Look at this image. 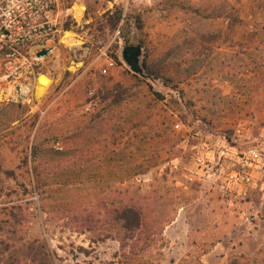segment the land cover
Segmentation results:
<instances>
[{
  "label": "rangeland",
  "instance_id": "rangeland-1",
  "mask_svg": "<svg viewBox=\"0 0 264 264\" xmlns=\"http://www.w3.org/2000/svg\"><path fill=\"white\" fill-rule=\"evenodd\" d=\"M58 4L40 17L59 30L44 44L47 56L0 61V84L11 75L13 95L33 88L20 107L0 94V264H229L240 255L264 264V0ZM116 8L123 19L113 31L108 13ZM66 33L78 44L65 42ZM137 45L145 76L122 56ZM174 48V61L163 63L168 82L149 76L146 61ZM42 75L52 83L38 98ZM115 85L127 93L104 110ZM100 111L103 125L91 128ZM79 122L85 133L68 140ZM37 135L61 147L79 140L81 161L49 197L32 172ZM250 150L260 157L250 169L255 183L234 186L231 174ZM119 188L141 196L158 222L173 220L144 251L126 239L122 220L98 216Z\"/></svg>",
  "mask_w": 264,
  "mask_h": 264
},
{
  "label": "trees",
  "instance_id": "trees-1",
  "mask_svg": "<svg viewBox=\"0 0 264 264\" xmlns=\"http://www.w3.org/2000/svg\"><path fill=\"white\" fill-rule=\"evenodd\" d=\"M113 17L111 20V30L115 31L119 28L120 22L123 19V11L116 8L115 11H110L108 13ZM122 24L121 32L122 34H127L128 30L131 32V25L129 20L124 19ZM69 24L67 23L64 29H68ZM134 28L140 35H143L144 24L140 17L134 18ZM126 37V36H124ZM142 39V38H141ZM126 43H129V39L125 38ZM143 42V41H141ZM179 47V46H178ZM177 50V46L175 47ZM175 48L166 52L162 57L153 59L151 61H146V73L149 76L158 77L163 83H167L168 79L164 73L163 63L165 61H174ZM258 49V48H257ZM7 47L0 48V61L6 62L7 54L9 53ZM127 90L122 87L115 85L113 91L105 93L103 101L106 105L103 109H111L115 104L121 103L124 99V94ZM11 107H20V103L9 102ZM28 110V108H26ZM102 112L100 111L94 119L95 128L103 125L104 120L101 119ZM87 126L81 122L76 124L70 134L69 138L79 137L85 133ZM74 144L67 145L65 147L55 146V142H51L47 139L40 138L37 135L30 148V158L32 162V172L35 177L37 186L42 189L41 194H47V197L51 196V190L53 185H58L57 181L61 179L67 168L71 165L77 164L81 161L82 156L80 154L79 140L72 141ZM26 163L29 162V156H26ZM58 183V184H57ZM47 187V188H46ZM53 193V192H52ZM117 199L111 201H102L101 210L98 212V216L107 219L110 214H113L119 220H122V228L126 231V239H133L136 248L144 251L151 245L153 237L155 235H163L165 230V223L173 221L172 219H167L164 224L160 221L158 222L156 218H153L150 213H148V206L144 203V199L141 196H130L129 190L119 188L116 190ZM129 195V196H128ZM103 209V210H102ZM229 264H244L243 256H234L230 260Z\"/></svg>",
  "mask_w": 264,
  "mask_h": 264
},
{
  "label": "built area",
  "instance_id": "built-area-1",
  "mask_svg": "<svg viewBox=\"0 0 264 264\" xmlns=\"http://www.w3.org/2000/svg\"><path fill=\"white\" fill-rule=\"evenodd\" d=\"M58 6V0H0V48L7 47L10 50L6 56L9 60L7 65L20 60V57L28 62L29 59L24 53L36 52L37 56V53L44 48V44L54 39L59 31L57 23L53 20L40 21V17L53 12ZM10 76L6 75L5 84H0V94L8 102L30 101L28 95L33 90L31 85L24 86L31 89L23 91L22 86L20 91H17L21 93L13 95L16 92V82L9 81ZM241 159L242 171L233 172L231 180L234 186L244 187L255 183L250 169L255 165L253 162H258L260 157L257 151L250 150ZM199 162L205 163L202 160Z\"/></svg>",
  "mask_w": 264,
  "mask_h": 264
},
{
  "label": "water",
  "instance_id": "water-1",
  "mask_svg": "<svg viewBox=\"0 0 264 264\" xmlns=\"http://www.w3.org/2000/svg\"><path fill=\"white\" fill-rule=\"evenodd\" d=\"M52 49L44 48L37 53V57L47 56ZM124 61L130 66V68L137 74L145 76L143 67H141L142 47L137 46H125L122 51Z\"/></svg>",
  "mask_w": 264,
  "mask_h": 264
},
{
  "label": "bare ground",
  "instance_id": "bare-ground-1",
  "mask_svg": "<svg viewBox=\"0 0 264 264\" xmlns=\"http://www.w3.org/2000/svg\"><path fill=\"white\" fill-rule=\"evenodd\" d=\"M75 16H76V18L78 17V19H80L83 16V7L77 8ZM64 41L67 42L70 46H75L78 44L77 40L70 33L69 34L67 33ZM51 83H52V80L47 78V76L42 75L39 77L38 82H37V86H36L38 98H41L47 92ZM27 89H31V88H24L23 91H26Z\"/></svg>",
  "mask_w": 264,
  "mask_h": 264
}]
</instances>
